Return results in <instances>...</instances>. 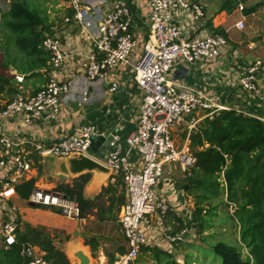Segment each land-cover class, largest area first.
<instances>
[{
    "label": "built area",
    "instance_id": "1",
    "mask_svg": "<svg viewBox=\"0 0 264 264\" xmlns=\"http://www.w3.org/2000/svg\"><path fill=\"white\" fill-rule=\"evenodd\" d=\"M95 1L106 3V0H60L59 8L74 11L73 17H65L66 22L75 19L83 25L90 23L92 9L99 13L96 18L99 24L93 35L94 51L86 66L85 79L89 83L106 80L119 66L133 67L135 82L141 93L138 124L124 144L119 136H108L91 123L81 125L77 134L67 136L48 147L32 141L29 143L31 151L22 148L23 143L13 136L0 132V199L11 201L17 195L15 185L28 181L27 177L36 168L35 154L41 161L47 157L66 158L75 153L91 156L92 141L100 136L107 137L110 139V152L106 154L104 164L112 169L113 179L122 177L126 192V202L121 206L118 222L128 243V251L121 254L114 264H133L143 247H156L144 227L159 228V222L160 232L170 243H187L190 237L194 238L197 234L190 225L175 232L165 224L171 204L166 195L159 193V185L166 179L167 172H172V165L183 171L185 179L192 176L198 162L191 151L189 136L179 144L174 137L175 128L193 113L189 127L191 132L199 121L231 109L215 104L204 91L171 84L168 73L177 61L190 65L202 61L215 64L227 52L230 44L227 36L216 32L195 38L184 35L181 23L186 17L192 22L205 18V0H149L150 33L142 46L140 59L132 62L137 41L132 33L134 19L130 4L123 0L114 1L110 9L101 14ZM0 4L1 7L5 6L1 0ZM245 8V4L239 2L237 10L243 14ZM245 20L243 17L236 23L240 30L245 29ZM61 37V31L56 25L44 35L43 48L50 54L51 68L62 66L68 57ZM12 73L19 88L18 85L25 82V75L16 71ZM263 85L264 62L258 59L245 63L238 86L251 94L256 104L264 101ZM118 88L119 83L111 81L110 91L115 92ZM87 92L76 91L75 81L55 79L33 95L18 90L11 100L2 103L0 126L11 119L21 118L28 125L39 120L54 121L63 106L78 100L87 101ZM234 110L264 122V114L261 112L246 108ZM131 152H136L140 157L139 169H133L130 164ZM225 157L228 158V155ZM25 201L31 206L55 211L68 220L79 222L81 226L87 223L79 203L56 190L36 188ZM230 205L234 212L236 205ZM3 212H6L8 219L1 226L0 236L4 247L9 248L17 240L15 213L18 208L11 205ZM21 253L30 259L29 264H50L45 259V252L37 246L23 245Z\"/></svg>",
    "mask_w": 264,
    "mask_h": 264
},
{
    "label": "crops",
    "instance_id": "2",
    "mask_svg": "<svg viewBox=\"0 0 264 264\" xmlns=\"http://www.w3.org/2000/svg\"><path fill=\"white\" fill-rule=\"evenodd\" d=\"M114 1L120 0H106V3L103 4L95 1V3L100 8L101 14H104L110 9ZM123 1L130 4L133 13L132 33L137 41V47L133 52L131 61L137 62L142 53V46L150 33L149 0ZM205 2L207 3V11L203 20L192 22L186 17L184 22L181 23L186 37H204L214 32L212 27L224 29L226 35L229 33V29L231 32L234 29L242 31L236 26V23L243 17L246 18L245 15L243 16L237 9L233 13L222 10L223 0H205ZM59 5L60 0L53 6L56 11L49 18L53 22V26H58L61 31L62 46L67 52L68 57L62 66L51 68L48 72L44 70L39 71V75L35 77H29L30 75L23 74L26 76L25 82L18 85V90L23 91L26 95H33L40 91L52 79L65 82L75 81L76 91H88L87 101L83 102V100H78L71 102L68 106H63L58 117L51 122L39 120L32 125H28L24 123L23 118L11 119L5 122L3 126H0V132H5L13 136L18 142L23 143L22 148L31 151L32 146L29 143L32 141L41 142L48 147L67 136L77 134L81 125L92 123L108 136L113 134L119 136L124 144L127 136L136 128L139 120L141 93L135 82L134 69L131 66L123 65L114 70L106 80L95 81L93 83L86 81V66L94 51L93 35L96 34L99 24L98 19H96L99 13L92 9L91 18L89 19L90 23H87V25L79 24L75 19L66 22L65 17L67 16L68 10L60 9ZM235 13H238L239 16L228 29L229 21L227 19L232 18ZM227 38L229 39V44L232 43V38L230 39L228 35ZM250 62L253 61H246L239 46L232 47L230 45L227 52L215 64L202 61L195 65H190L184 61H177L168 73V80L176 86L194 87L204 91L214 100L215 104L225 106L228 109L246 108L256 113L261 112V114H264V101L256 104L254 97L238 86V79L245 69V63ZM13 71L19 73L13 68L9 70V73L13 75ZM111 81L119 83V88L115 92L110 91ZM190 120L191 118L184 120L174 130V137L179 144L180 142H185L190 134ZM181 129H184L183 134H180ZM180 135L183 136L181 140ZM109 152L110 148L106 151V154ZM90 155L95 158L92 151ZM34 156L38 157L36 154ZM59 159L61 158L47 157L42 159L40 161L42 172H39L36 167L29 174L27 180L35 179L37 188L43 187V189H51L49 183L47 185H40L36 178L38 174H41L43 176L42 178L51 176L55 181L61 182L64 177L56 175L55 166ZM129 161L133 169H139L141 167V160L136 152H131ZM183 180V171L179 167H174V170L171 173H167L166 179L159 185V193L166 195L171 204V210L166 217L165 224L175 232H179L182 229L177 227L178 223L176 218H182L187 227L190 225L191 228L193 227L195 229L196 226L195 223L189 222L192 219L195 209V200L185 191ZM114 181L115 179L112 178V175L107 179L104 175L91 173V180L84 188L85 198L94 200L100 194L103 187ZM51 184L53 185V183ZM66 184L70 183L66 182ZM15 199L28 204L18 195L14 196L11 201L0 200L14 205ZM28 206L25 205L21 210L18 207V210L23 221L29 223L34 228L40 230L46 229V227L57 229L59 217L64 218V216L55 211L33 207L29 204ZM207 209H210V206ZM204 214H206V211H204ZM90 215L92 217H87V223L84 226L88 228L87 230L86 228L82 230L79 222L75 221H72L74 225L71 228L62 227L68 233H74L75 235V238L71 239L66 247L71 264L79 263V254L81 252L90 256L94 254L98 257L97 264H114L123 252L128 251V243L122 234L120 223L118 220L102 222L96 219L94 215ZM157 224H159V228L144 227V231L148 234L150 240L153 243L155 242L157 248L172 254L175 260L177 257L183 256L184 259H182L180 264H184L187 258L190 257L187 251H191L189 247L183 246L187 243L168 242L160 232V223L157 222ZM74 227H76V230H74ZM194 231L196 233L198 232L196 229ZM90 239L95 240L96 248L94 250L91 246L85 244L86 240ZM198 239L199 235L197 233L194 238L190 237L188 241L191 244H195ZM73 240H76V242H71ZM237 240L243 246L240 240V233L237 234ZM191 244L188 243L187 245Z\"/></svg>",
    "mask_w": 264,
    "mask_h": 264
},
{
    "label": "trees",
    "instance_id": "3",
    "mask_svg": "<svg viewBox=\"0 0 264 264\" xmlns=\"http://www.w3.org/2000/svg\"><path fill=\"white\" fill-rule=\"evenodd\" d=\"M247 1L223 0L221 8L233 13L239 2L245 4ZM7 2L10 8L6 11L0 9V32L4 38L1 42L0 101L2 97L12 99L18 92L14 75L9 73L11 68L29 77L51 69L50 54L43 48L44 35L51 32L53 26L49 15L29 0H5V5ZM57 3L58 0H53L54 6ZM263 6L264 0H259L245 8L243 14H254ZM73 15L74 11L68 9L67 16ZM212 29L227 36L222 28ZM189 139L191 151L198 160L192 176L183 180L185 191L195 200L189 222L196 224L201 235L213 229L214 207L212 210V207H207L226 194L228 203L236 205L233 218L239 225L240 240L247 254L243 255L241 250L224 242L213 245L215 254L221 258L222 264H264V122L234 109L223 110L202 120L192 129ZM35 161V167L42 172L41 158L36 157ZM90 180L91 173L83 174L73 178L71 184L58 186L56 191L75 199L83 217L92 214L102 222L118 220L121 206L126 202L122 177H115V181L103 187L94 200L84 196V188ZM36 188L35 179L15 185V191L22 200L28 199ZM176 221L178 228L186 225L182 218H176ZM17 225L16 244L0 249V264H29L30 259L21 253L26 244L44 251L50 264H70L66 253L55 247L42 230L23 222L19 215ZM85 244L93 250L96 248L94 239L86 240ZM141 253L150 256L156 264H178L172 254L157 247H143Z\"/></svg>",
    "mask_w": 264,
    "mask_h": 264
},
{
    "label": "rangeland",
    "instance_id": "4",
    "mask_svg": "<svg viewBox=\"0 0 264 264\" xmlns=\"http://www.w3.org/2000/svg\"><path fill=\"white\" fill-rule=\"evenodd\" d=\"M1 1L3 3L5 2V0H1ZM29 1L31 2L33 6L36 5L37 7H40L44 11H46L47 14L48 13L51 14V15L48 14L49 16H52V14H54V12L56 11L55 8L53 7L54 6L53 0H29ZM258 1L259 0H248L245 3V6L246 8H249L250 6H252ZM9 4H10L9 2L6 3L7 6H9ZM217 6H218V3H217ZM0 9L4 11L7 10L5 6L1 7ZM238 16L239 14L235 13L232 18L227 19L229 21V24L227 26L228 29L233 25V23L235 22ZM245 23H246L245 29H243L242 31H238L237 29H234L233 32H231L230 29L228 30L229 33H227V35L230 39L232 38L231 39L233 40L232 43H234V44L230 43V45L232 47L239 46L240 51L243 53L244 57L246 58V61H256L260 59L264 62V6L261 7L256 13L246 16ZM2 40H4V38L0 32V64L3 59V53L1 50ZM249 46L251 47V49ZM11 48L14 52H16L15 47L13 45H11ZM0 71H1V68H0ZM2 98L3 99L0 101L2 103H5L11 100V97H2ZM189 116L191 118L194 116V114L192 113ZM181 130L182 131L180 134H183L184 129H181ZM182 138L183 136L180 135V140ZM174 167L176 166L174 165L171 166L173 170H174ZM42 177L43 176L41 174H38L36 179L38 180L40 185L42 184L47 185L49 183L51 189L46 188L49 190H57L56 188L58 186L65 185L66 182H69L71 184L73 180L72 177H64V179H62L61 182H58V181H55V179H53V177L51 176L44 177V178ZM51 183H53V185ZM4 203L5 202L3 200H0V229H1L3 222H5L8 219V217L5 215L6 212H3V210L11 207V205L8 203H5V207H4ZM14 205L17 208L19 207L20 210L25 205L28 206V204H25L23 201H20L18 199L14 200ZM213 207H214V213H215L213 220H212L214 228L207 231L205 235H201L198 231V227L195 226L196 231H198L197 233L199 235V239L195 244H191L188 241L187 244L189 243L191 245H187V244L183 245L184 247H189L191 249V251L190 250L187 251V254L190 257L187 258L184 264H222L221 258H219L213 250V245L217 242H224L225 244L229 246H233L241 250L243 252V255L247 254V251L243 249V247L241 246L240 241L237 240V234H239L238 223L233 218L234 212H232L231 205L227 201V195L225 194L221 198L213 200L210 205L211 210L213 209ZM45 209H48V208H45ZM18 212L15 213L16 217H18V215L21 216L20 212L19 213ZM90 217L92 216L88 215V218ZM21 219L23 221L22 216H21ZM73 225H74L73 222L67 220L65 217L64 218L59 217V223H58V226L56 227L57 229L49 228V227H46V229H42V231L52 239L55 247H57L58 249H61L62 251L66 253L69 261L71 259L69 258L70 256L67 254L66 247L68 246L69 241L75 238V235L74 233H68L65 229H62V227L71 228ZM84 226L85 225H82L81 227L82 230L83 228H86ZM74 228H75L74 230H76V227ZM87 229L88 228H86V230ZM71 242L75 243L76 240H73ZM3 247H4L3 239L0 236V249H2ZM91 256L90 257H91L92 264H97L98 257H96L94 254H91ZM70 264H71V261H70ZM134 264H156V263L155 261L152 260L150 256H145V255H142V253H140L138 259L135 261Z\"/></svg>",
    "mask_w": 264,
    "mask_h": 264
},
{
    "label": "water",
    "instance_id": "5",
    "mask_svg": "<svg viewBox=\"0 0 264 264\" xmlns=\"http://www.w3.org/2000/svg\"><path fill=\"white\" fill-rule=\"evenodd\" d=\"M1 7V4H0ZM7 10L10 6L5 5ZM110 139L104 136L95 138L92 141L91 151L95 158L89 155L75 153L66 158H61L56 162V175L63 177L76 178L87 173H96L104 175L109 179L112 175V169L104 164L106 151L109 149ZM186 190V186H184ZM193 208V207H192ZM191 208V209H192ZM183 256L176 258L177 263H181ZM78 264H92L91 257L84 253L79 254Z\"/></svg>",
    "mask_w": 264,
    "mask_h": 264
}]
</instances>
